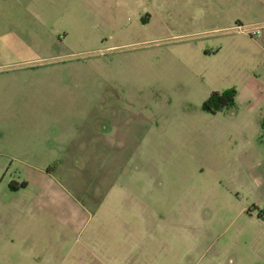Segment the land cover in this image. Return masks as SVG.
Masks as SVG:
<instances>
[{"label": "rangeland", "instance_id": "obj_1", "mask_svg": "<svg viewBox=\"0 0 264 264\" xmlns=\"http://www.w3.org/2000/svg\"><path fill=\"white\" fill-rule=\"evenodd\" d=\"M251 3L0 0V264H264Z\"/></svg>", "mask_w": 264, "mask_h": 264}, {"label": "crops", "instance_id": "obj_2", "mask_svg": "<svg viewBox=\"0 0 264 264\" xmlns=\"http://www.w3.org/2000/svg\"><path fill=\"white\" fill-rule=\"evenodd\" d=\"M249 1L252 2L248 6L251 9L254 16L246 24L242 25V24L238 23L236 25V27L239 31H241V29H242L241 26H245V25L250 26L251 28H260L259 34L261 32V35L263 38V53H264V0H249ZM260 123H264V110H263V116L261 117ZM263 131H264V128H263ZM52 151H55V150L53 149ZM41 172H42V170H41ZM45 174L47 175L48 172H46ZM26 185H27V182H26ZM58 198H59V196H57L56 198H53L57 204L59 203L57 200ZM102 206H103V203L101 202L100 208ZM43 207L46 208V206H43ZM51 211L53 214L56 213L58 216L60 215V213H58V212H61V210L59 208L56 212L53 210H51ZM90 239H91V237L89 236L88 242H90Z\"/></svg>", "mask_w": 264, "mask_h": 264}, {"label": "trees", "instance_id": "obj_3", "mask_svg": "<svg viewBox=\"0 0 264 264\" xmlns=\"http://www.w3.org/2000/svg\"><path fill=\"white\" fill-rule=\"evenodd\" d=\"M236 92L234 90L224 91L222 93L213 92L203 104V109L206 112L214 114L218 110L233 104ZM264 128V123L262 124ZM25 186V185H23ZM264 216V213H263Z\"/></svg>", "mask_w": 264, "mask_h": 264}, {"label": "flooded vegetation", "instance_id": "obj_4", "mask_svg": "<svg viewBox=\"0 0 264 264\" xmlns=\"http://www.w3.org/2000/svg\"><path fill=\"white\" fill-rule=\"evenodd\" d=\"M11 187H12V184H10V188H11ZM20 187L23 188L24 186H23L22 184H20ZM11 189H13V188H11ZM15 190H17V187H16Z\"/></svg>", "mask_w": 264, "mask_h": 264}]
</instances>
